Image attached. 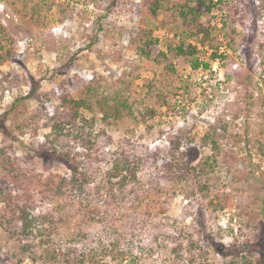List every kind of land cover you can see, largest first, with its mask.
Wrapping results in <instances>:
<instances>
[{"label":"rangeland","instance_id":"374dc122","mask_svg":"<svg viewBox=\"0 0 264 264\" xmlns=\"http://www.w3.org/2000/svg\"><path fill=\"white\" fill-rule=\"evenodd\" d=\"M153 1L0 0V264H264V0H221L204 41L178 0ZM183 38L207 69L172 57ZM149 39L167 61L141 57ZM88 89V150L75 126L53 142L61 98ZM116 90L133 116L105 120ZM120 153L137 181L111 192ZM65 160L87 176L81 196L59 186ZM20 209L41 235L22 234Z\"/></svg>","mask_w":264,"mask_h":264},{"label":"trees","instance_id":"16d2710c","mask_svg":"<svg viewBox=\"0 0 264 264\" xmlns=\"http://www.w3.org/2000/svg\"><path fill=\"white\" fill-rule=\"evenodd\" d=\"M220 2L221 0H217V2L214 0H178L173 9L177 11L182 25L187 30L194 28L195 35H201L204 38V41L205 39L210 38V33L208 28H206L207 22L201 23L200 19L203 16L209 15L212 9H214V7ZM167 3L168 0H154L151 9L154 14H156L158 10L164 9ZM157 42V39H149L144 49L140 51V55L144 58H152L158 63H164L167 61V54L158 49ZM169 53H171L172 57L178 64L187 63L192 70H197L199 68L207 69L209 67L207 63H204L201 60L198 47L186 38L179 40V42L169 50ZM211 57L212 59H215L216 54L213 53ZM169 69L172 71L173 65H170ZM34 93L35 90L32 89L27 95L30 97L33 96ZM93 96V92L88 89L87 98H79L77 100L66 97L61 98L59 108L62 109V112L57 115L54 113L50 118L53 122L50 133V137L53 142L58 141L62 137H69V134L64 132L75 126L77 127L76 134L74 136H70L72 142L79 144L83 150H88L87 143L89 141L87 140V136L85 137L83 133L85 127L87 128L86 125H88L89 128H91L92 125L85 122L86 120L82 118L79 110L83 108L84 110L92 111V106L90 105L88 99ZM98 108L103 115L102 118L105 120L110 118L117 120L124 115L133 116V107L127 100L120 96V93L117 90L111 95L103 97L100 101H98ZM79 120L83 122L80 124L81 126H77V121ZM120 154L121 155L117 154L113 159L105 179V184L109 186L111 192L113 191V184H118L120 188H124L128 183L137 181L136 167L131 164L130 160L126 158L123 153ZM53 155L59 158L56 149H53ZM65 163L70 166L71 176L69 178H62L59 186L62 188L63 186L68 185L73 189L75 188V191L78 192L79 196L83 195L82 190L84 189L86 183H88L86 174L79 172L78 168L70 165L67 160H65ZM113 180L116 181L113 183ZM17 220L20 223V229L25 237L31 234L32 228L34 227L35 229L37 228V235H41L44 232L41 227L37 226L41 222L40 217L31 216L24 209L19 210ZM217 253H219L223 258L231 254L229 250L222 248L217 249ZM238 253L239 252H235L234 254L232 253L233 257H235ZM260 261H264V256Z\"/></svg>","mask_w":264,"mask_h":264}]
</instances>
